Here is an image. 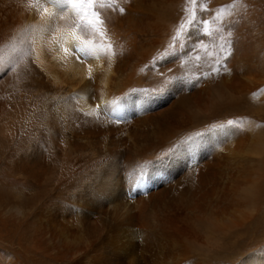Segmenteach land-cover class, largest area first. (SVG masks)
I'll use <instances>...</instances> for the list:
<instances>
[{
    "label": "bare ground",
    "instance_id": "obj_1",
    "mask_svg": "<svg viewBox=\"0 0 264 264\" xmlns=\"http://www.w3.org/2000/svg\"><path fill=\"white\" fill-rule=\"evenodd\" d=\"M176 1L119 0L114 7L124 13L105 8L103 25L83 32L71 5L54 16L44 0H0V139L21 144L14 170H0V212L10 214L0 218V264H200L197 254L250 217L247 198L261 176L253 179L254 154L264 146L249 135L253 127L215 135L201 123L178 134L208 111L216 93L208 77L187 75L207 71L203 52L190 59L202 61L200 72H179V49L157 60L161 46L177 37L170 25L182 34L192 19L189 0L171 10L170 23L163 17ZM201 1L185 55L209 41L200 22L212 11ZM220 21L232 51L222 82L233 93L261 76L264 37L256 44L251 30L262 35L264 28L248 13ZM26 63L51 99L39 115L35 105L5 95ZM73 184L80 186L70 192ZM231 263L264 264V252Z\"/></svg>",
    "mask_w": 264,
    "mask_h": 264
},
{
    "label": "rangeland",
    "instance_id": "obj_2",
    "mask_svg": "<svg viewBox=\"0 0 264 264\" xmlns=\"http://www.w3.org/2000/svg\"><path fill=\"white\" fill-rule=\"evenodd\" d=\"M180 1L181 0H177V3L174 2L172 6L165 7L166 10L165 8L161 10L163 17L169 23V13L171 12V10L175 9L178 6V2ZM189 6L190 7L186 12V16L188 18H192V14L195 13L192 12L198 5H194V7L190 2ZM201 6L208 7L212 11L211 18L206 20V32L211 33V35L208 36L209 41L203 43L199 47L198 51L196 49H193L191 52L185 55V46L188 39H184L185 33L180 34L176 27L177 24L173 23L170 25V27L172 30H175V34L179 39L177 38L176 40H174L173 34L168 43H165L161 46L162 51H157L159 55V58L157 60L161 62L162 60H164L162 59V57H164L166 53L174 50L178 51L177 49H179L183 53V59L179 71L182 72V74L185 72H200L201 68H198V66H200L202 61H199L197 65H193V62L190 61V59L192 60V58L197 57L201 52H203L204 55H207L205 59V70L207 71L201 74L198 73L192 75V73H189L187 75L194 80H200L202 77L203 79L208 77L206 78L209 81L208 85L210 84V89L213 90L212 92L214 94L216 93L214 95L215 97L213 98V100H211L208 111L199 114V116L194 119L192 124L187 125L186 127H180L178 134H181L182 132L193 128H197V124L201 123H206L209 127L207 129L208 132L215 135H220L221 133H223L222 131L225 130L226 127H229L233 131H235L237 126V132H239V130H241L242 128H246L250 124V127H253L254 132H252L251 134L249 133V135L255 137L257 140H262V145H264V50L260 51L261 49L259 48L258 63L263 69L260 70L262 71V73L259 79H257L256 82L252 84H250V82L248 81H244L241 86L235 87V91L233 93L227 92L223 86L225 84L224 82H222V79L226 76V70L228 71V68L225 65L231 56L229 55V53H232V51L230 46L225 43V39H218V36L223 33V36L228 40H230L231 37H227L224 34L226 30H222V25H217L218 21L220 19L221 21H223L224 16L227 14H229L230 16L238 14L243 15L244 17V15L248 13L249 17L251 15H256V18L261 21L262 27L264 28V0H202ZM216 8H218L219 10ZM259 29L260 28H258V30L257 28H253V30H251L252 38L256 41V44H258L257 41L260 39V36L264 37V32L262 33V35H260L261 31ZM217 30H219V33L217 32ZM255 34L257 36H255ZM7 36L9 35L7 34ZM177 40L178 44L176 45ZM209 58L211 59V61H209L208 63L207 59ZM183 61L187 63V68L185 70L188 71H182ZM220 62L223 63V74L222 71H219V67L221 65H219ZM158 65L161 66L160 64ZM234 67L237 68V63L234 65ZM245 72L246 70L244 68L242 70V75H244L243 73ZM173 77L174 76H172V78ZM169 80L170 79L165 80L163 81V83L166 84ZM11 81V83H9L5 88V95L8 99V102L26 101L28 103H31L32 105L36 106L38 115L41 114V112H43V110L49 106V103H51L48 92L44 89H40L39 85L35 82V80L32 79L30 67L27 63L26 65L16 68ZM205 117L207 119H205ZM203 118L208 122H204ZM239 119L241 121L237 123L236 120ZM229 121H232L233 124L229 125ZM212 128L217 130V132L213 131ZM20 146V142L18 143L15 138L13 140L0 139V168L2 167L0 170H6L10 168V170H14V168L12 167V163L15 159L16 149ZM258 149L259 150H257L254 154L255 163L253 166V179L255 178V175L257 173H259V175L261 176H258V179L255 180L254 184L256 187L254 189L255 193L253 194V197L249 196L247 198V201L248 199L251 200V198H253L252 214L249 215L250 217L246 218V220L242 221V224H239L238 226H235V228L230 229V231H228L227 233L222 234L219 238V242L214 246L213 249H211V251L205 253L202 252V254L196 253L197 255H195L198 258L200 264H232V261H241L242 258L253 253V251H256V253L258 252V250L264 252V146H261ZM50 159L55 161L52 157H50ZM79 186L80 184H73L67 190H69L70 192H75L79 188ZM24 195V193H20L17 198H20ZM8 214L9 212L6 208L5 211L0 212V218ZM14 217L16 218V215H14ZM20 218L21 216L17 217L16 219L19 220ZM243 243L245 245L242 247V250H244L245 252L243 251L239 255L237 250L242 246ZM7 247L16 250L19 248V245H11L7 243Z\"/></svg>",
    "mask_w": 264,
    "mask_h": 264
},
{
    "label": "snow or ice",
    "instance_id": "obj_3",
    "mask_svg": "<svg viewBox=\"0 0 264 264\" xmlns=\"http://www.w3.org/2000/svg\"><path fill=\"white\" fill-rule=\"evenodd\" d=\"M44 2L54 5V7L56 8V12L54 13V16H59L60 13L66 11L68 6L71 5L73 11L77 16L76 27H78L83 32H88L89 30L95 31L97 23L103 25L104 23V19L102 17L103 9L112 8L113 10H118L121 14L124 13L125 11L123 7H119V8L114 7L115 5L118 4L119 0H44ZM125 2H127V0H125ZM190 2L193 5H197L199 0H190ZM89 16L93 17V19H88ZM187 23L189 24V27L187 30H185L186 39L188 38V36H190L192 30L197 25L195 14H193L192 20L187 21ZM206 23H207L206 21L200 22L201 30L203 29V25ZM217 32L219 33V30H217ZM99 34L103 35V33H99ZM203 34L206 36L211 35V33H208L206 31H204ZM228 35L230 36L231 33L229 32ZM173 39L176 40L177 37H174ZM218 39H225V43L231 46V41L225 38L223 34H220L218 36ZM77 50L81 52L84 51L83 48H79V47ZM65 51H67V49H65ZM85 55L86 56L91 55V53L86 52ZM229 55H231V53H229ZM174 56H176L175 50L171 53H166L165 56L162 57V59H167ZM77 59H80V57L77 56ZM89 77L91 78V71L89 72ZM228 124L232 125L233 122L229 121Z\"/></svg>",
    "mask_w": 264,
    "mask_h": 264
}]
</instances>
